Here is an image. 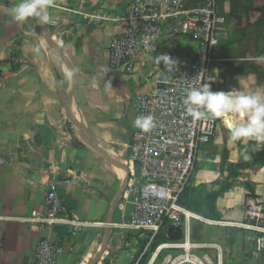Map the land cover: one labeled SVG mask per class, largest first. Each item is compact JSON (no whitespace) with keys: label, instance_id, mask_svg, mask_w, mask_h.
Returning a JSON list of instances; mask_svg holds the SVG:
<instances>
[{"label":"crops","instance_id":"crops-1","mask_svg":"<svg viewBox=\"0 0 264 264\" xmlns=\"http://www.w3.org/2000/svg\"><path fill=\"white\" fill-rule=\"evenodd\" d=\"M18 2L0 0V156L8 160L0 166V264L27 263L44 237L63 248L59 264H91L103 246L98 264H132L136 250L121 249V234L107 225L120 179L74 131L67 101L71 74L48 35L75 73L72 96L87 136L119 158L128 157L134 99L151 93L153 75L165 69L157 57L190 61L196 45L188 37L168 39L166 32L159 53L141 57L130 75L110 67V44L122 33L120 19L130 0H52L48 22L29 17L22 24L7 13ZM218 9L227 23L214 56L216 91L264 93V0H218ZM216 119L217 135L200 153L189 186L208 199L214 220L240 224L250 200L264 201V141L234 142L226 122L244 121L235 115ZM72 179L79 184L67 182ZM54 182L70 212L85 224L75 238L68 227L42 232L23 222L44 211ZM220 228L251 235L244 248L252 249L254 233Z\"/></svg>","mask_w":264,"mask_h":264},{"label":"built area","instance_id":"built-area-1","mask_svg":"<svg viewBox=\"0 0 264 264\" xmlns=\"http://www.w3.org/2000/svg\"><path fill=\"white\" fill-rule=\"evenodd\" d=\"M120 21L122 33L110 44V67L130 75L135 73L141 57L159 53L166 32L168 39L188 37L196 45L194 59H172L176 63L171 71L165 67L153 75V91L134 99L135 119L150 115L155 126L147 132L134 126L125 161L128 181L121 199L124 203L120 205L121 209L130 206L125 226L140 239L148 240L149 245L165 225L166 237L169 227L180 226L183 239L171 243L185 252L178 264H223V247L206 242L205 237L201 243L195 242L193 227H236L255 234L250 256L257 264H264V201L250 200L246 219L240 224L216 221L180 203L200 153L218 131L216 118L194 119L183 104L185 89L201 85L198 75L202 71V83H210L213 91L219 87L213 71L214 56L227 19L218 9V0H203L199 4H192V0H130ZM6 165L8 160L0 156V166ZM67 182L79 184L77 179ZM58 191V184L51 183L45 194L44 211L32 212L23 222L36 225L42 232L68 227L75 238L85 224L70 212ZM209 250L214 251V259L207 253ZM62 254L59 243L44 237L25 264H59Z\"/></svg>","mask_w":264,"mask_h":264},{"label":"clouds","instance_id":"clouds-1","mask_svg":"<svg viewBox=\"0 0 264 264\" xmlns=\"http://www.w3.org/2000/svg\"><path fill=\"white\" fill-rule=\"evenodd\" d=\"M51 4L52 0H19L17 4L7 8V13L14 22L20 24L29 17H38L41 22H48L49 16L46 9ZM157 60L163 61L169 71L176 63L167 54L159 55ZM203 74L202 71L198 75L201 78L199 87L185 89L183 104L187 113L194 119L238 116L244 123L236 124L231 120L226 122L232 141H264V93L243 94L235 88L227 92L213 91L210 83H202ZM133 123L144 132L155 126L153 117L150 115L137 117Z\"/></svg>","mask_w":264,"mask_h":264},{"label":"rangeland","instance_id":"rangeland-1","mask_svg":"<svg viewBox=\"0 0 264 264\" xmlns=\"http://www.w3.org/2000/svg\"><path fill=\"white\" fill-rule=\"evenodd\" d=\"M97 142V141H96ZM106 149L105 146L102 145ZM91 152H94L102 160H106L101 154L88 147ZM121 161H126L127 155L124 158H119ZM121 180L118 181L119 188L121 186ZM187 191V192H186ZM184 192V201L190 205L191 210L197 212L204 216L208 214V209H210V203L208 199L203 198L197 189L188 187ZM183 194V195H184ZM124 202L121 200L119 206L113 215L111 224L108 225L112 234L119 233L122 236L121 239V249L134 248L136 250V256L132 264H178L179 257L184 255V250L180 248H174L171 243L161 242L156 249H153L152 244L149 245V241L140 239L136 232L131 231L125 225L127 224V215L130 210V206H126L121 209L120 205ZM123 213H125V218L122 219ZM205 241L208 243L219 244L224 250V260L223 264H257L256 261L251 259L250 253L244 248V244L249 240L251 241V235H238L230 229H223L220 227H207L203 231ZM253 237V236H252ZM239 238L242 240L241 245L237 243ZM255 238V237H254ZM109 243V240H107ZM165 246L160 251H157L160 247ZM253 247V246H252ZM200 253L199 251H196ZM207 253L214 259L215 253L212 250L207 251Z\"/></svg>","mask_w":264,"mask_h":264},{"label":"water","instance_id":"water-1","mask_svg":"<svg viewBox=\"0 0 264 264\" xmlns=\"http://www.w3.org/2000/svg\"><path fill=\"white\" fill-rule=\"evenodd\" d=\"M48 41L49 44L51 46V48L54 50V52L61 58V60L66 64L67 68L69 69V72L71 74V86L68 90V96H67V101H68V108H69V114L71 116V123L73 125V129L76 132V134L78 135L79 139L81 140V142L83 144H85L86 146L92 148L93 150H95L96 152H98L99 154H101L105 159H107L113 166H116L118 168H121L122 171L125 174V179L122 180L121 182V186L116 194L115 200L112 204V212H111V216L110 219L108 221V224H111L112 219H113V215L116 211V208L118 207V205L121 202L127 181H128V167L126 164H122L120 162H116L115 160H113L110 155L104 150L102 149L99 145H97L96 143H94L86 134L84 128L82 127V124L80 122V120L78 119V111L74 105V100H73V96H72V89L75 83V73L70 65V62L68 61V59L65 57L61 47L59 46L58 43H56L49 35H48ZM204 230V227L202 225H195L193 227V240L197 243H201L204 239V236L202 234V231ZM183 239V231L182 228L176 227V226H171L169 227L168 231H167V241L170 243H178ZM104 255V246L103 248L100 249V251L98 252V254L95 256L94 260L91 262V264H98L102 257Z\"/></svg>","mask_w":264,"mask_h":264},{"label":"trees","instance_id":"trees-1","mask_svg":"<svg viewBox=\"0 0 264 264\" xmlns=\"http://www.w3.org/2000/svg\"><path fill=\"white\" fill-rule=\"evenodd\" d=\"M186 192H187V191H186ZM185 196H187V195L184 194V195L182 196V198H181V200H180V203H181L182 206H184V207H186L187 209H190V210H191L190 205L184 201ZM207 209L209 210V208H207ZM192 211H193V210H192ZM194 212H195V211H194ZM196 213H197V212H196ZM204 216H205V217H208V218H211V219H214L213 216L208 215V214H204ZM167 227H168V225H165V227L163 228V230H162V232L160 233V235H159V236L155 239V241L152 243L153 249H156V248L159 246V244H160L161 242L164 243V242L167 241V237H166V229H167Z\"/></svg>","mask_w":264,"mask_h":264},{"label":"bare ground","instance_id":"bare-ground-1","mask_svg":"<svg viewBox=\"0 0 264 264\" xmlns=\"http://www.w3.org/2000/svg\"><path fill=\"white\" fill-rule=\"evenodd\" d=\"M109 155H110V157L113 159V160H115L116 162H120V163H122V164H125V162L124 161H121L120 159H119V157L115 154V153H113V152H109V151H107L106 149H104ZM113 166V165H112ZM113 171L118 175V177H119V179L122 181V180H124L125 179V174H124V172L122 171V169L121 168H118V167H116V166H113ZM165 246H162V247H160L157 251H160L161 249H163Z\"/></svg>","mask_w":264,"mask_h":264}]
</instances>
